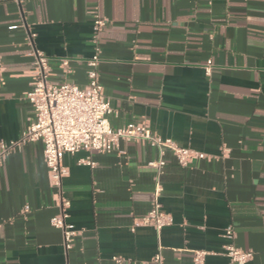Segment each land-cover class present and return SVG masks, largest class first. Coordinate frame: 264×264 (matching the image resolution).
<instances>
[{"label": "crops", "instance_id": "1", "mask_svg": "<svg viewBox=\"0 0 264 264\" xmlns=\"http://www.w3.org/2000/svg\"><path fill=\"white\" fill-rule=\"evenodd\" d=\"M96 14L107 21L99 71L111 125L145 121L206 158L183 168L166 152L158 178L149 163L162 156L149 144L67 154L62 193L79 234L66 253L50 223L58 197L43 146L28 145L0 165V264H151L158 253L163 264H193L195 250L217 254L206 264H229L220 255L229 226L236 246L254 252L247 264H264V0H0V142L34 118L27 31L50 58L51 83L85 86ZM157 182L174 224L133 230Z\"/></svg>", "mask_w": 264, "mask_h": 264}, {"label": "built area", "instance_id": "2", "mask_svg": "<svg viewBox=\"0 0 264 264\" xmlns=\"http://www.w3.org/2000/svg\"><path fill=\"white\" fill-rule=\"evenodd\" d=\"M22 27H25V24ZM106 27L107 21L96 14L91 38L93 54L86 60L85 86L73 82H64L60 85L51 83L50 58L35 48L36 35L27 31V42L32 49L34 86L26 94L25 99L33 108L34 118L18 139L0 142V165L12 154L22 152L28 145L42 144L43 160L49 172L50 186L58 197L59 211L51 218L50 223L62 232L66 253L73 248L74 239L79 234L69 223L71 204L62 193L63 180L68 175V168L64 165L67 154H76L80 151L123 153L122 142L149 144L156 147L162 156L160 160L149 163L150 167L157 169L158 178L167 164L163 158L166 152H171L177 164L183 168L206 158V154L202 152L180 146L174 140L157 134L145 121L130 122L118 128L111 125L109 116L115 111L105 96L99 71L103 52L100 36ZM59 64L64 75L69 76L74 73L71 59L63 58ZM212 67L213 61L208 60L205 67L207 76L212 74ZM79 163L92 167L95 165L91 158L82 159ZM163 191V186L157 182L153 204L142 218L134 222L133 230L150 226L159 232L174 224L173 215L166 212L159 201ZM29 211L30 207L26 206L24 213ZM225 237L228 242L220 255L226 257L229 264H247L253 259V251L236 246L232 226L226 228ZM212 255L217 254L207 250H195L193 264H206L207 259ZM115 261L120 262V259L115 258ZM151 264H163L160 253L152 258Z\"/></svg>", "mask_w": 264, "mask_h": 264}]
</instances>
